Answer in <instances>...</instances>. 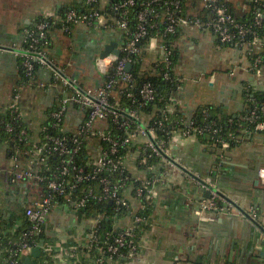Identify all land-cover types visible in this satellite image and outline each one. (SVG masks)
Here are the masks:
<instances>
[{"label":"crops","instance_id":"0c3cea01","mask_svg":"<svg viewBox=\"0 0 264 264\" xmlns=\"http://www.w3.org/2000/svg\"><path fill=\"white\" fill-rule=\"evenodd\" d=\"M82 1L0 0V111L18 95L20 117L29 134L27 148L39 140L49 113L69 89L49 67L36 68L26 79L21 76L26 28L38 16L59 19L63 8L80 6ZM92 31L101 34L99 47L93 51L85 43ZM122 32L116 27L87 23L75 24L68 32L53 28L49 32L48 59L52 67L60 69L77 87L95 90L105 79L96 69L95 60L110 41L121 43ZM161 43L157 39L153 45L149 43L140 56L143 68L151 69L153 63L162 61ZM171 48L179 85L170 98L184 119H191L202 106L218 110V116L237 118L248 107L249 97L255 91L264 95V63L251 68L243 49L218 43L211 32L181 27L171 41ZM85 114L80 106L67 105L63 128L76 133ZM151 116L142 114L143 124ZM145 140V136L136 133L123 162L132 180L145 176L154 181L155 196L148 207L146 227L140 234L136 253L112 264H264L262 235L251 221L236 213L198 212L201 201L210 195L209 188H215L238 208H253L264 223V179L256 174L258 167L264 166V131L246 133L241 140L220 151L195 135L183 136L173 130L165 144L168 159L159 158L147 169L137 162L139 146ZM84 143L93 161L99 155V140L90 135ZM11 153L8 142L0 137V232L6 228L14 237V231L19 228L17 222L23 218L21 214L41 197L42 187L28 180L6 179ZM20 156L26 164L25 153L21 152ZM132 203L136 205L138 201L132 199ZM7 221L14 223L9 226ZM91 224L89 216L75 214L64 202L55 201L44 225L46 242L54 246L55 254L64 253L69 246L83 242ZM130 224L128 213L112 216V228ZM76 251L78 259L68 258L66 264H73V259L74 264H82V257L87 260L86 249ZM3 255L0 251V258ZM32 259L36 264V258ZM0 264H3L1 259Z\"/></svg>","mask_w":264,"mask_h":264},{"label":"built area","instance_id":"2783aa9c","mask_svg":"<svg viewBox=\"0 0 264 264\" xmlns=\"http://www.w3.org/2000/svg\"><path fill=\"white\" fill-rule=\"evenodd\" d=\"M91 7L83 11H76L69 8L65 11L62 19L61 29L68 32L70 28L78 23H87L91 25H105L106 28H119L125 32L121 43L117 45L119 54L121 51L132 55H139L143 48L138 46V41L144 35L153 33L144 50L148 45H153V40H160L162 43V62L163 66L169 68L171 64L172 49L167 47L163 38L167 34L176 33L181 27H195L212 33L216 41L220 44H228L240 47L247 54L250 60L251 68H257L264 63V38L257 32L256 28L264 27V0H85ZM229 2L234 3L236 11L240 13L251 11L252 19L250 23L239 21L232 12ZM250 4V5H249ZM233 5V6H234ZM135 9V10H134ZM136 11V23L133 31H128V21L130 14ZM47 21L36 23L34 35L33 29L26 28L27 46L23 54L21 66L24 69L25 76L31 77L34 73L35 65L39 67H49L53 74L62 84L68 87V94L62 98L61 103L49 113V118L55 120L53 125H57L65 113L69 104L78 105L85 110V119L76 136L72 139L73 148L69 149L64 143V139L58 136H44L37 142L31 144L28 150L24 151L28 161L26 164L21 162V152L15 149L12 154L10 168L5 172V177L10 181H32L38 185L40 181H46L45 193L41 197L32 201L24 210V217L17 222L18 227L26 229L21 232L20 239L11 242L9 247L0 244V251L5 255L0 259L3 264H23L25 256L30 254V250L37 243L34 238L44 231V225L54 203L55 197L61 196L67 208L78 214L80 208L85 206L88 198L97 200H111L115 208H124V214L131 216V224L119 229L110 228L109 231L99 232L102 214L90 217L91 226L84 234L83 242L69 246L67 251L53 252L54 246L44 241L41 252L50 253L52 258L44 257L46 264H66L67 259L77 257V249H86L93 252V264H112L120 258H129L136 253L139 246L140 235L136 231V226L146 224L147 218L142 212L150 208L154 196V181L148 177H142L132 180L128 174L123 162V158L116 156L118 147L129 148L132 139L136 133L145 136V142L139 146L138 164L146 165L152 155L160 157L163 160L168 159L166 142L160 139L153 131V126L149 121L142 122V114L137 109H128L125 117L121 111L123 107L118 105L113 107L109 102V96L113 92L116 84H123L126 94L131 96L128 91L131 81V74L125 70L128 58H121L119 54L109 52L106 56H97L95 60L96 69L106 75L112 68L114 75L102 83L95 90H83L77 87L74 82L64 77L60 69L51 66L47 55L49 35L46 29ZM50 32V31H49ZM152 40V42H150ZM41 42L42 47L37 44ZM165 79L169 78L168 72H163ZM177 78V77H176ZM153 88L149 83H144L141 87V98L152 100L154 98ZM18 95L15 94L13 100L7 106L14 115V118L20 117L17 104ZM141 106L143 104H140ZM248 115L245 120L252 123L250 128L242 127L238 129L239 133L228 132L227 136L237 142L242 139L246 133L264 131V121H257L259 113H264V103L260 102L248 105ZM154 110H157L156 108ZM161 118L154 121L157 126H162L169 116L177 111L169 97L164 108L158 109ZM207 116V113L204 112ZM117 125L123 131L121 137H115L110 129H107V121ZM133 121H138V125L132 127ZM179 124L183 127L174 128L183 136L197 135L204 130H210L216 137L214 146L220 151H224L230 146V143L222 137L220 129L210 126L197 127L194 121L190 119H181ZM5 130L12 131L13 126L6 124ZM168 131V137L173 131ZM18 139H26V130L21 128ZM94 135L99 140V155L91 161L88 160L89 169L75 166L71 163V154L82 147L85 138ZM101 141L107 143V148H103ZM57 153L64 156L69 154L68 159H60V164L51 177L43 175L50 170L49 158L51 153ZM115 172V178L112 174ZM127 174V175H125ZM260 179H264V166L258 167L256 171ZM73 177V183L69 185V178ZM82 181H96L99 189L95 190L92 186L81 190V194L73 195L67 186L73 187L76 183ZM208 198L200 203L199 214L213 215L217 213H236L257 227V231L262 235L264 246V223L259 219L257 211L253 208L248 210L238 208L233 202L227 200L219 194L217 189H210ZM130 192V193H129ZM132 199L138 203L133 205ZM116 216V214H114ZM55 257V258H53ZM74 259L72 260L74 264ZM78 262H75L77 264Z\"/></svg>","mask_w":264,"mask_h":264},{"label":"trees","instance_id":"16d2710c","mask_svg":"<svg viewBox=\"0 0 264 264\" xmlns=\"http://www.w3.org/2000/svg\"><path fill=\"white\" fill-rule=\"evenodd\" d=\"M232 7V12L235 14V17L239 21H244L245 23H250L252 19V13L251 11L244 12L243 14L236 11L237 9L235 8L234 3L229 2V7ZM234 5V6H233ZM250 5V4H249ZM91 7V5H87L85 0L82 1L80 6L73 5V6H67L63 8L60 13H59V19H54L52 17H44V16H38L34 19V21L28 26L29 29H33L34 35L37 34L35 31V24L41 21H47L48 25L46 27L48 31V35L50 36L49 31H51L53 28H61L62 25V19L64 18L65 11L69 8L75 9L76 11H83L85 8ZM230 7V8H231ZM135 10V9H134ZM136 11H133V13L130 14V20L128 21V31H133L135 28V23H136ZM257 32L264 38V27L260 26L256 28ZM178 32V31H177ZM167 34L164 36L163 41L165 45L169 48H171V41L177 34ZM125 36V32H122V37ZM154 36L153 33H148L147 35H144L141 37L138 41V46L140 48H143V51L139 55H132L130 53L121 51L119 54V57L123 58H128V62L131 63L130 69L128 73L131 74V81L128 83L130 84V87L128 88V91L131 93V96H128L126 94V89L123 84H116L113 87V92L109 96V102L113 107H116L118 105L123 107V111H121L122 116L119 118L122 120L123 117H125L126 111L129 109H137L141 114H146V115H152L150 120H149V125L153 126V131L154 133L163 141H167L168 137V131L173 130L174 128H179L183 127L182 124H179L181 119L186 118L183 113L180 112V110L175 111L173 114L169 116L167 121H164L162 126H157V124L154 123L155 120L161 118V114L158 109H162L165 107L167 104L169 97L172 96V93L174 90L179 85V82L176 78V75L174 73V65H175V57L174 53L171 56V64L169 68H165L163 66L162 62H155L152 64L151 69H145L142 67V61L140 60V56L144 52V47L147 45L149 39ZM39 47H42L43 44L41 42H38L37 44ZM50 45V38L48 39V43L45 47H49ZM26 46H27V41H26ZM44 47V46H43ZM172 49V48H171ZM38 65H35V69L38 68ZM34 69V70H35ZM163 72H168L169 78L165 79L163 77ZM111 75H114V71L111 68L109 72L104 75L105 79L104 81L108 80ZM21 76L26 79L27 77L25 76V72L23 67H21ZM144 83H149L151 87L153 88V93H154V98L152 100H144L141 98V87ZM251 93V91H249ZM264 103V95L260 94L259 92L255 91V93L249 97L248 100V105H252L253 103ZM140 104H143L142 106ZM157 110H154V109ZM204 112L207 113V116L204 115ZM248 109L246 108L243 110L240 115L237 118H230L226 116H218V110H214L210 106H202L198 108L197 110L194 111L193 115L190 117V120L194 121V126L197 127H207L210 126V122H213L214 125L210 126L211 128H219L220 133L222 134V137L225 138L226 141L230 143H234V139L229 136H227L228 132H234V133H239L237 131L238 129L242 127H247L251 128L253 126L252 123L248 122L245 120V116L248 115ZM257 121H264V113H259L257 117ZM55 120L49 118L48 116V121L43 130L40 132V137L39 139H43L44 136H58L64 139V143L67 148L71 149L73 148V143L72 139L76 136L75 132H72L68 129H64L62 122H63V117L62 120L58 122L57 125H53ZM6 124H10L13 126L12 131H7L5 130L4 126ZM138 125V121H133L132 127ZM21 128H24L26 130V139H18L19 131ZM107 129H110L112 134L115 135V137H121L123 134V131L117 127V125L113 124L111 122V119L109 118L107 121ZM201 141L208 142L210 144H214L215 142V137L210 130H204L200 133H197L196 135ZM0 137L2 139H5L10 147L12 148V153L14 152L15 149H19L20 152H24L28 150V148L25 146V143L28 142L29 140V134L26 129V126L24 122H22L21 117L19 118H14V115H11V112L8 109H5L4 111H0ZM101 145L103 148H107V143L105 141H101ZM128 148H122L118 147L116 156L124 158ZM89 153L86 148V144L83 143L82 147L79 148L76 152L72 153L70 158H71V163L75 166H80L83 167L85 170H88L90 167L88 165V160H89ZM68 159L69 154H66L64 156L58 155L57 153L53 152L50 155L49 158V164H50V170L46 171L43 173L44 176L46 177H51L52 172H58L56 171V168L60 164V159ZM160 157L152 155L151 158L149 159L148 163L146 165H141L142 168L147 169V166L152 164L153 162H156L159 160ZM127 175V174H125ZM115 172L112 174V178H115ZM73 177H70V183L71 185L73 183L72 181ZM42 187V193H45L47 191L46 189V181H40L38 183ZM89 186H92L95 190L99 189V185L96 181H82L80 183H76L73 187L67 186L68 190L72 192L73 195H79L81 194V190L88 188ZM55 201L59 202H64L61 196L55 197ZM110 201V203H109ZM25 210V209H24ZM124 208L119 207L118 209L115 208V204L108 199L105 200H97L95 198H88L86 200L85 206L79 209L78 215L80 214H85V216L89 217H95L98 214H102L101 222H100V227H98L99 232L103 231H109L111 228V223H112V216L116 214V216H121L124 215ZM149 208L145 209L144 212H142L143 216H146L149 212ZM22 217H24V211L21 214ZM21 218V217H20ZM1 219V216H0ZM16 219V218H15ZM19 219V218H18ZM17 220V219H16ZM9 226H12L14 221L10 222L7 221L5 222ZM4 223V224H5ZM26 223H24L25 225ZM17 228L14 231V235L16 236H11V232H6L5 229H3L0 232V244L4 247H9L11 242L18 241L20 239V234L22 231L26 229V227ZM146 227V224H138L135 228L137 233L140 235L143 229ZM44 239L46 241L48 238L46 237L44 231L40 233L38 236L34 238V241L36 243L39 241V239ZM47 238V239H46ZM87 252V260L85 257H82L81 263L82 264H93V252L92 251H85ZM3 254V253H2ZM5 255V253H4ZM3 255V256H4Z\"/></svg>","mask_w":264,"mask_h":264},{"label":"water","instance_id":"95a60500","mask_svg":"<svg viewBox=\"0 0 264 264\" xmlns=\"http://www.w3.org/2000/svg\"><path fill=\"white\" fill-rule=\"evenodd\" d=\"M109 52H113L114 54H117V55L119 54V50L117 49V43L115 41H110L108 44L105 45L103 51L100 53V57L106 56ZM130 66H131V63L128 62L125 66V70L129 71ZM43 243H44V239L42 238L39 239L37 244L31 248L29 256L24 258L23 264H35L32 258H37L40 256L41 246L43 245Z\"/></svg>","mask_w":264,"mask_h":264},{"label":"rangeland","instance_id":"374dc122","mask_svg":"<svg viewBox=\"0 0 264 264\" xmlns=\"http://www.w3.org/2000/svg\"><path fill=\"white\" fill-rule=\"evenodd\" d=\"M101 34L99 33V31H92L91 32V37L85 41L86 45L88 47H90V49L93 51V50H96L98 47H99V40H100V36ZM94 61V59H93ZM47 257V258H52V255H50V253H42L41 256H39L38 258L35 259V262L36 264H46L44 262V257ZM55 258V257H53Z\"/></svg>","mask_w":264,"mask_h":264}]
</instances>
